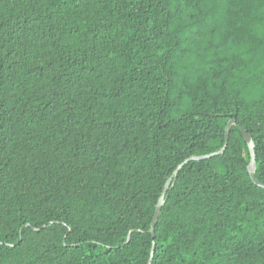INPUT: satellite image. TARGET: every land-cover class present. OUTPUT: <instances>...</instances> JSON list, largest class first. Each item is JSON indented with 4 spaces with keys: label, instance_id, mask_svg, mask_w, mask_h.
<instances>
[{
    "label": "trees",
    "instance_id": "trees-1",
    "mask_svg": "<svg viewBox=\"0 0 264 264\" xmlns=\"http://www.w3.org/2000/svg\"><path fill=\"white\" fill-rule=\"evenodd\" d=\"M239 126L264 183V0H0V264H264Z\"/></svg>",
    "mask_w": 264,
    "mask_h": 264
},
{
    "label": "water",
    "instance_id": "water-1",
    "mask_svg": "<svg viewBox=\"0 0 264 264\" xmlns=\"http://www.w3.org/2000/svg\"><path fill=\"white\" fill-rule=\"evenodd\" d=\"M233 123H236L235 120H230L227 125H226V134H225V144L223 146L222 149H220L219 151H216V152H213V153H210V154H206V155H202V156H192V157H189L187 158L186 160H184L181 164L178 165V167L175 169L174 171V174H177L178 171L183 167V165L185 163H187L188 161L192 160V159H195V160H198V159H203V158H208V157H211L213 155H216V154H220V153H223L226 146H227V139H228V134H229V127L231 124ZM239 129L240 131L242 132L243 134V137L244 139L246 140L248 146H249V150H250V163L248 165V171H249V174L252 178V180L258 184L259 186L263 187L264 188V183L260 182L258 179H256L253 175V170L255 169V166H256V160H255V151H254V143H253V140L251 138V135L241 126H239ZM170 181H171V178H169L165 184V187H164V190L162 192V195L159 199V202L155 208V212H154V215H153V220H152V223H151V227H150V232L152 233V235L154 236V227L156 225V222L158 220V216H159V212H160V208H161V205H162V202H163V196L170 184ZM153 251H154V244H153V247H152V251H151V254H153ZM148 264H151V259L149 260Z\"/></svg>",
    "mask_w": 264,
    "mask_h": 264
}]
</instances>
